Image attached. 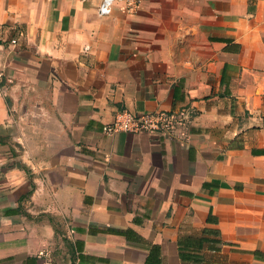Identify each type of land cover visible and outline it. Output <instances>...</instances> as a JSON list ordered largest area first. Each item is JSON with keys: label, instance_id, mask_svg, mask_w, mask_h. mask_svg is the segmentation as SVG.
<instances>
[{"label": "crops", "instance_id": "crops-1", "mask_svg": "<svg viewBox=\"0 0 264 264\" xmlns=\"http://www.w3.org/2000/svg\"><path fill=\"white\" fill-rule=\"evenodd\" d=\"M101 1L0 0V264H264V0Z\"/></svg>", "mask_w": 264, "mask_h": 264}, {"label": "built area", "instance_id": "built-area-1", "mask_svg": "<svg viewBox=\"0 0 264 264\" xmlns=\"http://www.w3.org/2000/svg\"><path fill=\"white\" fill-rule=\"evenodd\" d=\"M142 0H102L98 14L106 16L116 3H121L128 14H135ZM4 73L0 70V89ZM188 117L184 112L178 111H155L136 114L129 110H121L115 115L114 121L105 125L104 133L112 136L118 133H156L167 135L183 125Z\"/></svg>", "mask_w": 264, "mask_h": 264}]
</instances>
